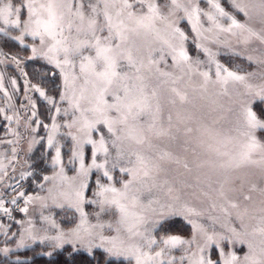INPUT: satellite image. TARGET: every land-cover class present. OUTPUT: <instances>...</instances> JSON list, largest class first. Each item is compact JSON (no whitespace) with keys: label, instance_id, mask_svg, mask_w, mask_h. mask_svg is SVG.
I'll use <instances>...</instances> for the list:
<instances>
[{"label":"snow or ice","instance_id":"obj_1","mask_svg":"<svg viewBox=\"0 0 264 264\" xmlns=\"http://www.w3.org/2000/svg\"><path fill=\"white\" fill-rule=\"evenodd\" d=\"M204 2L208 5L207 10L200 7V0H170L167 14H164L156 0H19L18 3L16 0H0V24L22 29L21 36L15 37L22 44L25 36L38 38L39 49L31 47L33 57L39 55L60 69L64 85L60 99H67L73 112L71 121L64 126L69 129L75 127L81 134L78 138L75 133H68L74 141L72 160L79 161L76 174L68 176L61 167L53 176L43 177L45 181L56 182L48 190L47 197H25L26 205L32 200L51 199L54 204L57 200H62L79 213V221L67 232L61 230L51 217L42 216L41 219L47 221L57 232L55 236H46L42 240L54 241L56 247L79 241L89 253L93 248L99 247L110 255L134 260L135 264H175L176 257L171 255L172 250L185 245L188 246L184 248L186 255H181L179 259L181 262L187 260L188 264H264V208L254 226L243 223V216L247 213L245 209V213L237 217L241 220L239 227L221 224L223 231L213 230L210 233L203 224L192 219L200 213L183 203L180 196L174 194L175 190L168 181L158 182L159 164L154 163L141 150L145 144L149 148L153 147L151 134H163L156 129L159 104L154 108L152 103L156 93L153 91L149 95L145 91L142 76L133 77L120 70L121 61L126 60L128 67L139 73L140 67H137V58L129 46L130 42L134 43V38L140 37L160 38L161 32L167 34L168 39L164 42L170 49L173 62L177 66L188 64L191 69V58L184 48L187 36L178 27L179 22L184 19L197 41L215 42L220 39L221 33H227L242 38L244 43L255 38L264 44V0L250 3L231 0L232 7L245 17L243 21L225 11L220 0ZM137 4L140 6L138 9ZM178 12H183V16H176ZM172 17L175 18L171 19ZM253 20H258L262 26L259 31L253 26ZM157 24L163 25V28H158ZM4 31L5 27H0V32ZM196 48L204 51L209 57V63L216 64V82L223 86L224 94H227L229 84L241 85L249 91L253 89L254 86L248 81L254 73L241 75L230 71L216 62L215 54L202 43L197 42ZM247 59L252 61L253 57L249 56ZM77 63L79 74L74 71ZM259 63L264 65V59ZM200 75L207 84L208 73ZM77 81H81L79 87ZM12 83L15 85L16 81L13 80ZM32 87L48 99L44 91L35 85ZM109 96L111 102L107 99ZM253 96L264 101V86ZM82 102L88 106H82ZM50 103L54 101L50 100ZM32 107L35 105L32 104ZM3 111L0 109V112ZM35 114L33 112V116ZM67 114L66 109L65 115ZM146 115L151 116L152 121L147 127L142 123ZM240 117L236 135H221L212 128L205 129L210 141L206 150L211 154L205 163L209 167L225 170L255 165L264 171V142L255 135L258 130H264V120L253 110L251 100L241 103ZM7 119L11 120L12 117ZM100 125L107 129V136L111 137L110 144L116 152L112 159L109 140L98 127ZM58 127L53 117L49 145L53 143ZM187 131L191 132L192 129ZM95 132L100 133L98 140L92 139ZM86 144L92 145L91 163L87 165L84 156ZM133 145L136 146L133 150H126V146ZM98 154L104 156L103 161L97 162ZM125 155L129 157V167L120 166ZM131 157H135L134 162ZM59 160L60 150L57 148L53 163L57 164ZM117 168L122 175L128 177L118 182L119 187L113 182L115 178L111 174ZM93 169L101 172L102 176L95 181L92 198H87L86 190L90 188L89 177ZM101 179H106L108 183H102ZM260 191L264 193V189ZM158 192L163 193L162 200L157 195ZM18 195L25 194L21 192ZM244 199L250 200L251 197L244 196ZM12 203H16L15 198ZM2 205L3 201H0V211L10 214V210ZM85 205H99V210L94 213L96 223L90 222L89 214L84 211ZM42 206L47 207V204ZM232 207L236 208L237 205L232 204ZM20 211L26 213L28 209L24 207ZM109 213L113 215L114 222L105 223L101 216ZM170 216H183L187 220L192 227L189 239L179 235L154 234L163 228V222ZM29 225L28 236L35 240L36 237L31 235V221ZM105 228L115 235H104ZM96 240L100 243H93ZM236 244L247 247L242 257L233 250ZM24 246L22 238L18 247ZM213 246L217 253L215 259L211 255H205V250ZM154 247L158 250L153 251ZM193 247L195 251L189 252ZM2 251L7 252L8 249Z\"/></svg>","mask_w":264,"mask_h":264},{"label":"rangeland","instance_id":"obj_2","mask_svg":"<svg viewBox=\"0 0 264 264\" xmlns=\"http://www.w3.org/2000/svg\"><path fill=\"white\" fill-rule=\"evenodd\" d=\"M19 0H16L18 3ZM170 0H156L161 7V11L167 14ZM244 3L255 2V0H242ZM225 11L235 15L238 20L243 21L245 17L242 13L232 7L231 0H220ZM139 4L136 5L138 9ZM200 7L207 10L208 5L204 0H200ZM176 16H183V12L176 13ZM172 17L171 19H174ZM226 23V22H225ZM257 31L261 29L258 20L252 21ZM7 39L0 38V191L16 178H22L26 184L27 196L47 197L48 190L54 186L55 181H45L44 176H53L61 167L65 174L74 176L79 167L78 160H72L74 141L68 133H75L78 138L81 136L76 128L69 129L64 125L70 122L73 116L72 109L67 101L61 100L60 95L64 90L63 78L60 69L48 63L41 56L33 57L31 47L39 49V41L30 36L23 38V44L15 37L21 36L22 29L11 26H4ZM158 28L163 25L157 24ZM186 34L187 40L184 48L191 58V69L188 64L177 66L172 59L170 49L164 42L168 39L165 32H161L160 38L154 36L134 38V43L130 42L133 55L137 58V67L140 72L136 73L134 68H129L126 60L121 61V72H127L130 76L140 75L143 77L145 91L151 95L156 93L152 103L159 104L157 114L156 129L163 134L150 135L153 145L149 148L147 144L142 147L145 155L151 157L154 163L159 164L160 171L158 182L168 181L175 193L180 196L181 201L189 207L194 208L199 216L192 219L203 224L211 233L213 230L221 232V224H228L232 227H239L241 220L237 217L243 216V223L256 225L264 208V171L260 167L250 165L239 169L225 170L219 167H209L205 162L210 158V153L206 150V145L210 142L205 134L206 128H212L215 132L225 135H236V129L240 127V105L249 100L253 102V110L257 116L264 120V101L253 94L264 86V65L259 61L264 59V44L257 39H252L244 43L242 38L221 33L218 41H197L187 20H181L178 24ZM207 27V23H205ZM106 34V33H105ZM17 41L29 50L16 51L11 43ZM200 42L215 54L214 60L230 71L238 74L254 73L249 78V83L254 87L251 91L246 90L241 85H228L227 94L224 88L216 82V64L209 63V57L202 50L196 48V43ZM11 46V47H10ZM253 57L249 61L247 57ZM151 61V63H150ZM199 61L197 64L196 62ZM67 71H73L67 69ZM79 74V67L74 70ZM207 72L209 82L205 84L204 77L200 73ZM168 73L170 75H164ZM53 77L54 81L48 78ZM16 83L13 85L12 81ZM81 81H77V87ZM35 85L45 92L48 99L42 97L32 86ZM175 89V91H173ZM70 94V93H69ZM184 99H181V97ZM111 102V97H107ZM53 100L54 103H50ZM31 102V103H30ZM32 104L35 107H32ZM82 106H88L82 102ZM59 109V112H57ZM68 114L65 115V110ZM35 112V116H33ZM78 115V113H77ZM115 115V113H112ZM7 117H12L11 120ZM53 117L59 126L53 136V143L49 145L48 137L52 130ZM39 121V123H37ZM151 116H144L142 123L145 127L151 123ZM45 125L48 127L45 128ZM109 140L110 159L116 155L115 149L111 147V137L107 136V129L103 125L98 126ZM192 131L188 132L187 129ZM99 132L92 135V139H99ZM255 135L264 142V130H258ZM136 146H126V150L131 151ZM57 148L60 150L59 163L54 164ZM15 149V151H13ZM92 145L84 146L85 164L91 163ZM101 162L104 159L102 154H98ZM129 157L125 155L120 166L129 167L127 163ZM133 162L135 157H131ZM258 159V157H257ZM187 165V167H185ZM114 183L119 187V181L128 179L126 175L119 172V168L112 170ZM102 173L93 169L89 177L90 188L86 190L87 198H92L95 190V181L101 177ZM102 183H108L106 179H101ZM255 185V188H253ZM157 195L164 198L162 192ZM244 196H250V200H245ZM47 207H43V204ZM56 204H62L57 207ZM232 204L237 207L233 208ZM99 210V205H85L84 211L89 214L91 223H96L94 213ZM51 217L59 225L60 229L67 232L75 227L79 221V213L74 208L68 206L62 200H57L54 204L51 199L47 201L32 200L27 214L17 216L13 220L0 219V264L3 258L10 260H20L24 257L16 254V251L34 244H46L51 248L69 250H79L89 253L86 246L79 241L63 243L56 247V243L51 240L41 238L52 237L57 234L49 223L41 217ZM101 219L105 223L114 222L111 213L102 215ZM29 221H31V235L35 240L29 238ZM161 235H179L184 239H189L192 235V227L183 216H170L163 222V228L156 233ZM104 235H115L109 229H104ZM23 238L24 247H18ZM202 242V241H201ZM93 243L99 244L96 240ZM107 247V245H105ZM174 249L171 255L176 257L175 264H188L187 260L180 261L181 255H186L184 248ZM8 251L4 252L3 249ZM158 250L154 247L153 251ZM225 250L227 245L225 243ZM238 256H243L247 251L246 245L236 244L233 248ZM97 251L106 253L108 257L115 260H122L126 264H135L134 260L126 259L124 256L110 255L103 248H93L91 253ZM195 251V247L189 252ZM205 255L216 258L214 246L205 250Z\"/></svg>","mask_w":264,"mask_h":264},{"label":"trees","instance_id":"obj_3","mask_svg":"<svg viewBox=\"0 0 264 264\" xmlns=\"http://www.w3.org/2000/svg\"><path fill=\"white\" fill-rule=\"evenodd\" d=\"M0 38L7 39L6 34H0ZM13 49L18 51L29 50L27 46H23L17 41L11 43ZM11 47V46H10ZM54 81L53 77L48 78ZM17 255L24 257L20 260H10L3 258L2 264H126V262L118 259H111L106 253L97 251V253L89 254L83 251H71L68 248L56 249L46 244H34L16 251Z\"/></svg>","mask_w":264,"mask_h":264},{"label":"built area","instance_id":"obj_4","mask_svg":"<svg viewBox=\"0 0 264 264\" xmlns=\"http://www.w3.org/2000/svg\"><path fill=\"white\" fill-rule=\"evenodd\" d=\"M26 184L24 179L22 178H16L12 180L10 183H7L5 188L0 191V201H3V208H7L10 210V214H6L3 211H0V219L3 220H13L17 216H22L24 214H27L30 208V202L25 204V197L26 194ZM20 192H23L24 196H18ZM15 198L16 203L13 204L12 200ZM27 207L28 211L21 212L20 209Z\"/></svg>","mask_w":264,"mask_h":264},{"label":"water","instance_id":"obj_5","mask_svg":"<svg viewBox=\"0 0 264 264\" xmlns=\"http://www.w3.org/2000/svg\"><path fill=\"white\" fill-rule=\"evenodd\" d=\"M21 193V192H20ZM18 196H20V195H18Z\"/></svg>","mask_w":264,"mask_h":264}]
</instances>
